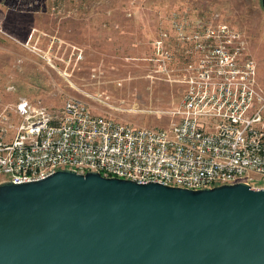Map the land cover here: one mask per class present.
<instances>
[{
  "label": "rangeland",
  "instance_id": "1",
  "mask_svg": "<svg viewBox=\"0 0 264 264\" xmlns=\"http://www.w3.org/2000/svg\"><path fill=\"white\" fill-rule=\"evenodd\" d=\"M216 31L253 62L264 94L261 0H0V103L76 97L94 112L163 126L176 118L193 42Z\"/></svg>",
  "mask_w": 264,
  "mask_h": 264
},
{
  "label": "built area",
  "instance_id": "2",
  "mask_svg": "<svg viewBox=\"0 0 264 264\" xmlns=\"http://www.w3.org/2000/svg\"><path fill=\"white\" fill-rule=\"evenodd\" d=\"M219 36L193 42L176 118L163 126L94 112L76 97L58 105L26 96L0 103L3 179L73 168L188 188L240 180L264 186V94L253 62Z\"/></svg>",
  "mask_w": 264,
  "mask_h": 264
},
{
  "label": "water",
  "instance_id": "3",
  "mask_svg": "<svg viewBox=\"0 0 264 264\" xmlns=\"http://www.w3.org/2000/svg\"><path fill=\"white\" fill-rule=\"evenodd\" d=\"M0 264H264V186L73 168L2 179Z\"/></svg>",
  "mask_w": 264,
  "mask_h": 264
}]
</instances>
